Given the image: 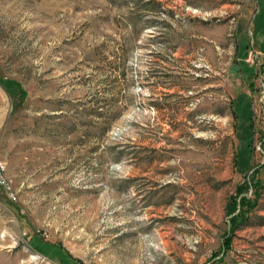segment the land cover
I'll return each mask as SVG.
<instances>
[{
  "label": "rangeland",
  "instance_id": "rangeland-1",
  "mask_svg": "<svg viewBox=\"0 0 264 264\" xmlns=\"http://www.w3.org/2000/svg\"><path fill=\"white\" fill-rule=\"evenodd\" d=\"M0 85V264H264V0H0Z\"/></svg>",
  "mask_w": 264,
  "mask_h": 264
},
{
  "label": "built area",
  "instance_id": "built-area-1",
  "mask_svg": "<svg viewBox=\"0 0 264 264\" xmlns=\"http://www.w3.org/2000/svg\"><path fill=\"white\" fill-rule=\"evenodd\" d=\"M250 60L253 61L254 57L251 56V54L249 55ZM7 185V180L3 175V167L0 165V186H6Z\"/></svg>",
  "mask_w": 264,
  "mask_h": 264
},
{
  "label": "crops",
  "instance_id": "crops-1",
  "mask_svg": "<svg viewBox=\"0 0 264 264\" xmlns=\"http://www.w3.org/2000/svg\"><path fill=\"white\" fill-rule=\"evenodd\" d=\"M4 97H5V90L0 85V111L3 109V104H4V99H5Z\"/></svg>",
  "mask_w": 264,
  "mask_h": 264
},
{
  "label": "trees",
  "instance_id": "trees-1",
  "mask_svg": "<svg viewBox=\"0 0 264 264\" xmlns=\"http://www.w3.org/2000/svg\"><path fill=\"white\" fill-rule=\"evenodd\" d=\"M247 189V188H246ZM246 189H243V190H246ZM245 199V197L243 198V200Z\"/></svg>",
  "mask_w": 264,
  "mask_h": 264
}]
</instances>
